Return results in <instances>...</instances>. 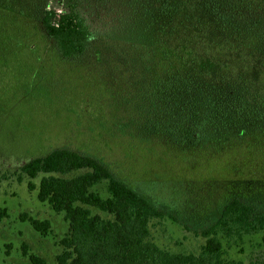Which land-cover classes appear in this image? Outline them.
Segmentation results:
<instances>
[{
    "label": "rangeland",
    "instance_id": "374dc122",
    "mask_svg": "<svg viewBox=\"0 0 264 264\" xmlns=\"http://www.w3.org/2000/svg\"><path fill=\"white\" fill-rule=\"evenodd\" d=\"M41 6V19L48 11L81 14L95 39L82 58L66 61L34 19L38 25L26 28L31 38L22 41L37 49L24 47L8 64L0 62V205L8 211L0 222V264H31L25 253L59 264L69 226L38 201L21 173L56 149L98 159L159 204L166 217L151 222V241L171 254L200 256L205 232L227 201L238 198L264 212V118L243 138L233 126L227 136L236 137L221 147H176L159 138L163 132H143L172 121L166 109L161 118L148 116L154 94L146 98V80L118 79L133 61L121 42L145 43L154 33L148 0H42ZM43 177L33 183L38 187ZM29 219L50 222L51 235L37 233ZM225 246L233 260L264 264V232L226 239Z\"/></svg>",
    "mask_w": 264,
    "mask_h": 264
},
{
    "label": "trees",
    "instance_id": "16d2710c",
    "mask_svg": "<svg viewBox=\"0 0 264 264\" xmlns=\"http://www.w3.org/2000/svg\"><path fill=\"white\" fill-rule=\"evenodd\" d=\"M41 1L0 0L1 63L24 47L29 53L37 49L22 41L31 38L26 28L38 25L34 19L64 60L80 59L90 49L94 31L81 14L48 11L41 19ZM148 1L154 33L145 43L121 42L133 61L118 79L146 80V98L154 94L148 116L160 117L166 109L172 121L143 132H163L159 138L182 148L221 147L236 137L227 136L233 126L241 138L249 135L264 118V0ZM21 173L38 201L69 226L59 264H243L228 256L226 239L264 232V212L236 198L221 207L217 223L205 232L200 256L171 254L151 241V222L166 217L162 207L98 159L56 149ZM43 175L37 187L33 181ZM7 217L0 205V222ZM29 222L43 237L51 235L50 222ZM25 254L31 264H45Z\"/></svg>",
    "mask_w": 264,
    "mask_h": 264
}]
</instances>
